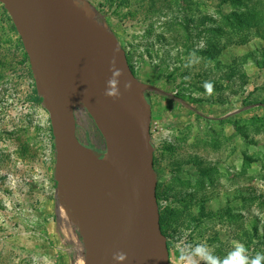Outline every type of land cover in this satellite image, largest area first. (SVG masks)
<instances>
[{"label":"rangeland","instance_id":"374dc122","mask_svg":"<svg viewBox=\"0 0 264 264\" xmlns=\"http://www.w3.org/2000/svg\"><path fill=\"white\" fill-rule=\"evenodd\" d=\"M81 4L118 37L148 91L170 263L178 264L177 245L205 243L224 258L238 241L250 258L264 254V0ZM204 81L214 84L211 96ZM77 110L79 138L104 141ZM50 128L0 3V264H84L78 226L58 195Z\"/></svg>","mask_w":264,"mask_h":264},{"label":"water","instance_id":"95a60500","mask_svg":"<svg viewBox=\"0 0 264 264\" xmlns=\"http://www.w3.org/2000/svg\"><path fill=\"white\" fill-rule=\"evenodd\" d=\"M28 55L50 117L60 199L78 226L84 264H171L161 227L151 137L152 104L118 37L77 0H0ZM119 48L117 54L114 50ZM116 56L121 98L104 95ZM133 88L125 91L123 83ZM85 108L101 132L98 153L77 134Z\"/></svg>","mask_w":264,"mask_h":264},{"label":"clouds","instance_id":"9594fccd","mask_svg":"<svg viewBox=\"0 0 264 264\" xmlns=\"http://www.w3.org/2000/svg\"><path fill=\"white\" fill-rule=\"evenodd\" d=\"M78 6H83L81 0H77ZM117 54L119 48L114 50ZM195 54L193 53V56ZM109 71L111 76L106 81L104 95L112 98L113 100L121 98V77L125 75L122 68L117 67V59L114 55L111 62ZM125 91H131L133 83L131 80H125L123 83ZM203 88L205 93L211 96L214 92V84L211 81H204ZM178 250V264H198L197 258L203 261V264H264V254L257 253L255 257L250 258L247 255V249L244 244L233 241V250L230 251L224 258L213 254V251L205 243H199L195 246L177 245ZM112 259L116 264H124L128 260V254L124 251H116L112 255Z\"/></svg>","mask_w":264,"mask_h":264},{"label":"trees","instance_id":"16d2710c","mask_svg":"<svg viewBox=\"0 0 264 264\" xmlns=\"http://www.w3.org/2000/svg\"><path fill=\"white\" fill-rule=\"evenodd\" d=\"M252 17H253V16H252ZM255 18H256V17H255ZM255 18H254V19H255ZM254 22H255V21H254ZM213 30H215V29H213ZM260 32H264V31H260ZM262 34H264V33H262ZM131 68H132V67H131ZM148 89L151 90V91H155V90H157V89H155L154 87H148ZM145 92H146V95H147L149 101L151 102V100H150V98H149L148 91H145ZM34 93H35V95H36V100L42 103V102H43V99H42L41 95L38 93V91H37V89H36L35 81H34ZM93 123L95 124L94 120H93ZM95 126H96V124H95ZM96 127H97V126H96ZM50 129H51V135H52V128H50ZM77 129H78V126H77ZM52 137H53V136H52ZM96 140H97V139H96ZM88 141H89V142H87L86 144L89 145L90 147H93L98 153H101V154H102V153L104 152V150L96 149L95 141L91 140L90 137H88ZM98 142H99V141H98ZM100 142H101V141H100ZM54 148H55V146H54ZM161 227H162V215H161ZM168 245H169V249H170L171 244H170L169 241H168Z\"/></svg>","mask_w":264,"mask_h":264},{"label":"built area","instance_id":"2783aa9c","mask_svg":"<svg viewBox=\"0 0 264 264\" xmlns=\"http://www.w3.org/2000/svg\"><path fill=\"white\" fill-rule=\"evenodd\" d=\"M81 108V107H78ZM77 108V109H78ZM76 109V114H78V110ZM95 146L99 149V150H104L105 149V143L104 141L99 142V143H95Z\"/></svg>","mask_w":264,"mask_h":264},{"label":"flooded vegetation","instance_id":"af4514ba","mask_svg":"<svg viewBox=\"0 0 264 264\" xmlns=\"http://www.w3.org/2000/svg\"><path fill=\"white\" fill-rule=\"evenodd\" d=\"M97 148V147H96Z\"/></svg>","mask_w":264,"mask_h":264}]
</instances>
